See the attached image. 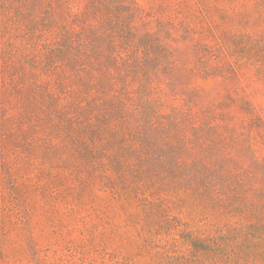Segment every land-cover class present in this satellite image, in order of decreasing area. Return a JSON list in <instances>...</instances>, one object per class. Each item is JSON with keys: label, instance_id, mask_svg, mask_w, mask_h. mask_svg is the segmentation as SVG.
Returning <instances> with one entry per match:
<instances>
[{"label": "rangeland", "instance_id": "1", "mask_svg": "<svg viewBox=\"0 0 264 264\" xmlns=\"http://www.w3.org/2000/svg\"><path fill=\"white\" fill-rule=\"evenodd\" d=\"M141 37L152 62L115 82L137 87L145 120L189 92L194 110L245 99L264 118V0H0V264H264L247 228L264 216V125L181 133L193 169L168 167L157 129L129 126L117 104L105 115L112 53ZM131 137L152 142L136 155ZM203 171L244 186L213 198Z\"/></svg>", "mask_w": 264, "mask_h": 264}, {"label": "trees", "instance_id": "2", "mask_svg": "<svg viewBox=\"0 0 264 264\" xmlns=\"http://www.w3.org/2000/svg\"><path fill=\"white\" fill-rule=\"evenodd\" d=\"M113 25L111 28H109L108 32L114 37H119L122 34V26L125 25V22L123 19L116 20L115 22H111ZM133 28H128V32L133 34ZM145 37L139 38V41L144 42L143 39ZM129 39L126 44L127 48L129 49L128 52L125 54L119 53L120 51H116L112 53V57L114 58V66L111 65L109 70L107 71L110 75L108 77L107 84L110 85V91L113 92V94H108L107 103H111L106 109H105V115L108 116V120H111L113 118L114 114L117 113V110L115 109V104H117L120 107V112L123 115V117H131V121L129 126H134L138 130L139 126H146L150 128L157 129V134L161 136L159 138V146L160 148L164 149L167 147V152L169 153V159L167 161V165L169 167V163L173 160H176V163L181 164L184 162L185 165L192 166L193 169L196 168L197 164L189 155H186L182 152L183 144L178 139V136L184 138L183 142L186 143L188 140H191V135L188 134L191 130H193V135L195 138H201L204 136V130L205 128H210V130H223V129H229L230 131H234L231 126L227 124V121H231L233 123H239V135L243 136L245 133H248L244 130L245 127H247L249 124H254L257 127H260L261 125H264V118L257 114L255 115V111L253 109V106L245 100H243V105L241 107H235L228 105L227 102L224 100H218L217 102H213L210 105H205V107L202 110H194L192 106V94L189 92L188 96L186 94L182 95L178 101H174L170 104L169 110H162V108L157 109L154 108L152 114L148 115L149 120H145L146 116L143 115L142 109H138V104H136L137 97H138V91L137 87L134 88H124V91H118L117 90V83L115 82L116 76L119 75V71L115 74L116 70L120 68L121 66L125 65V67H130L135 64L137 68L142 66L144 63L142 60L143 57L147 56L149 61L152 62V58L154 57V54L152 50H150L149 44L147 42L144 43H137L134 42L131 38ZM133 42L135 43L133 45ZM75 42L72 41L73 47L75 46ZM114 46V48L121 47L120 44H117V41L112 39V42L110 43ZM157 44V43H156ZM133 45V46H132ZM159 45V49L162 48V45ZM227 47H230L229 43H226ZM206 50H207V46ZM81 48V47H78ZM210 52L207 50V55H209ZM214 53H212L213 55ZM60 55L57 57V63H59ZM161 63V61L159 62ZM231 67V65H230ZM113 68V69H112ZM232 70H234L231 67ZM120 71H123L122 69ZM124 83L127 84L126 81ZM120 93V94H119ZM164 93V91H163ZM160 90L158 94H156L157 101L161 102L160 104L163 105L164 102L161 99V97L165 94H163ZM127 96V97H119V96ZM154 97V96H153ZM127 100V101H126ZM129 100L133 101L134 105L129 102ZM167 103V100L166 102ZM241 108L240 114L239 110ZM130 109V111H129ZM129 115V116H127ZM116 120V119H115ZM106 123H109L108 121ZM240 124L243 126L240 128ZM115 125V124H114ZM152 128V129H153ZM235 128V125H234ZM113 132L115 129L112 130ZM139 134V131L138 133ZM233 135L237 136V134L233 133ZM122 137H125L123 134ZM169 137V139H167ZM133 138L134 142L127 143L124 147V150L128 153H134L136 155H141L139 153L140 150H146L149 147L146 146L147 143H151L152 140H145V137L143 139L139 137H131ZM221 139V138H217ZM126 140V139H122ZM157 142V143H158ZM138 144V145H137ZM155 145V144H154ZM159 160L163 163L165 162L164 158L159 157ZM256 163L259 164V161H257V158L254 159ZM207 170H211L215 168L216 164L211 165L205 164ZM193 173L196 174V170L193 171ZM205 174V176H204ZM196 177L197 180H202L204 184L211 185L213 187L214 193H217L218 195L212 196L216 199H222L220 197L224 194L227 195L229 192L230 186H234L236 184L239 185L240 188H242L243 182L241 180H231L227 179L221 180V178H214L212 177V173H208V171L205 173L204 171L202 173H197ZM264 186V185H262ZM226 200V199H225ZM254 203V204H253ZM250 205L254 207L256 206V203L253 202ZM262 212L257 209V213L255 214V218L253 220H250L247 222V228L250 231H253L254 234H257L258 236L264 237V216H262ZM248 230V231H249Z\"/></svg>", "mask_w": 264, "mask_h": 264}]
</instances>
